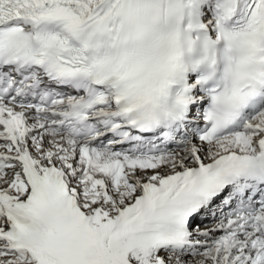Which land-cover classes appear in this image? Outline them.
<instances>
[{
  "label": "snow or ice",
  "instance_id": "1",
  "mask_svg": "<svg viewBox=\"0 0 264 264\" xmlns=\"http://www.w3.org/2000/svg\"><path fill=\"white\" fill-rule=\"evenodd\" d=\"M0 264H264V0H0Z\"/></svg>",
  "mask_w": 264,
  "mask_h": 264
},
{
  "label": "bare ground",
  "instance_id": "2",
  "mask_svg": "<svg viewBox=\"0 0 264 264\" xmlns=\"http://www.w3.org/2000/svg\"><path fill=\"white\" fill-rule=\"evenodd\" d=\"M212 222V221H211Z\"/></svg>",
  "mask_w": 264,
  "mask_h": 264
}]
</instances>
